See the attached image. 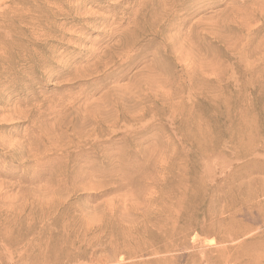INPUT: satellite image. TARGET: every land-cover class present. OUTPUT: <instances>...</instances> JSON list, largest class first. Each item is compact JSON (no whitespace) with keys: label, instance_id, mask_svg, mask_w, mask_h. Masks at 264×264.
Here are the masks:
<instances>
[{"label":"rangeland","instance_id":"374dc122","mask_svg":"<svg viewBox=\"0 0 264 264\" xmlns=\"http://www.w3.org/2000/svg\"><path fill=\"white\" fill-rule=\"evenodd\" d=\"M0 264H264V0H0Z\"/></svg>","mask_w":264,"mask_h":264}]
</instances>
